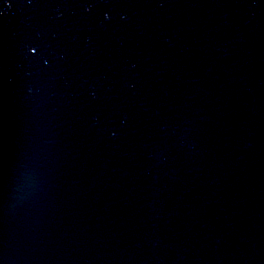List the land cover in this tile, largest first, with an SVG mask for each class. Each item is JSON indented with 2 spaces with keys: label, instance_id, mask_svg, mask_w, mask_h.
Here are the masks:
<instances>
[{
  "label": "water",
  "instance_id": "95a60500",
  "mask_svg": "<svg viewBox=\"0 0 264 264\" xmlns=\"http://www.w3.org/2000/svg\"><path fill=\"white\" fill-rule=\"evenodd\" d=\"M0 264H264V0H0Z\"/></svg>",
  "mask_w": 264,
  "mask_h": 264
}]
</instances>
